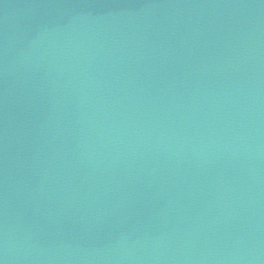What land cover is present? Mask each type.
<instances>
[{
	"label": "water",
	"instance_id": "water-1",
	"mask_svg": "<svg viewBox=\"0 0 264 264\" xmlns=\"http://www.w3.org/2000/svg\"><path fill=\"white\" fill-rule=\"evenodd\" d=\"M0 264H264V0H0Z\"/></svg>",
	"mask_w": 264,
	"mask_h": 264
}]
</instances>
